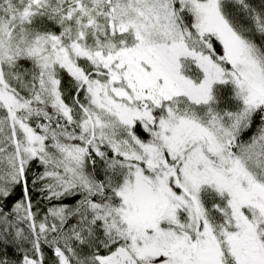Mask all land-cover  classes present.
I'll list each match as a JSON object with an SVG mask.
<instances>
[{
    "label": "snow or ice",
    "instance_id": "snow-or-ice-1",
    "mask_svg": "<svg viewBox=\"0 0 264 264\" xmlns=\"http://www.w3.org/2000/svg\"><path fill=\"white\" fill-rule=\"evenodd\" d=\"M0 264H264V0H0Z\"/></svg>",
    "mask_w": 264,
    "mask_h": 264
}]
</instances>
